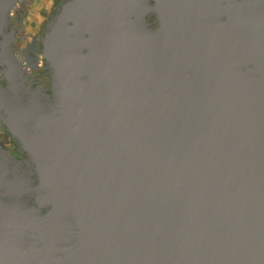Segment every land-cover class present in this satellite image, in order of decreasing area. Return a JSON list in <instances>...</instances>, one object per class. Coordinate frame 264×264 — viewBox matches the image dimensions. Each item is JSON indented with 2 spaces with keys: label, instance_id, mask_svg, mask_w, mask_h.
<instances>
[{
  "label": "water",
  "instance_id": "95a60500",
  "mask_svg": "<svg viewBox=\"0 0 264 264\" xmlns=\"http://www.w3.org/2000/svg\"><path fill=\"white\" fill-rule=\"evenodd\" d=\"M0 0V264H264V0H63L33 77ZM48 86L43 84V77Z\"/></svg>",
  "mask_w": 264,
  "mask_h": 264
},
{
  "label": "flooded vegetation",
  "instance_id": "af4514ba",
  "mask_svg": "<svg viewBox=\"0 0 264 264\" xmlns=\"http://www.w3.org/2000/svg\"><path fill=\"white\" fill-rule=\"evenodd\" d=\"M61 0H19V3L12 13V20L16 23V43L15 50L25 65L36 64L34 57L37 54L35 46L40 44V36L46 19L50 16L55 5ZM33 77H41L44 73L42 61L31 69ZM43 84L48 86V79L43 77ZM0 142L15 155L22 157L16 142L8 134L4 127L0 125Z\"/></svg>",
  "mask_w": 264,
  "mask_h": 264
},
{
  "label": "trees",
  "instance_id": "16d2710c",
  "mask_svg": "<svg viewBox=\"0 0 264 264\" xmlns=\"http://www.w3.org/2000/svg\"><path fill=\"white\" fill-rule=\"evenodd\" d=\"M61 1H63V0H61ZM61 1H59L55 6H57Z\"/></svg>",
  "mask_w": 264,
  "mask_h": 264
},
{
  "label": "rangeland",
  "instance_id": "374dc122",
  "mask_svg": "<svg viewBox=\"0 0 264 264\" xmlns=\"http://www.w3.org/2000/svg\"><path fill=\"white\" fill-rule=\"evenodd\" d=\"M14 20V19H13ZM15 25H16V23H15Z\"/></svg>",
  "mask_w": 264,
  "mask_h": 264
}]
</instances>
